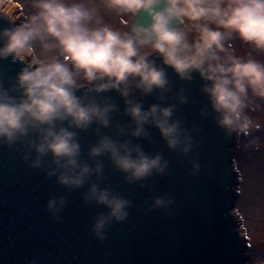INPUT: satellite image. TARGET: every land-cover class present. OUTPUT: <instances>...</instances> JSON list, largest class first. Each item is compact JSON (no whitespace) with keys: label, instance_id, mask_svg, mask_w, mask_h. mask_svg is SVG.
I'll return each mask as SVG.
<instances>
[{"label":"clouds","instance_id":"clouds-1","mask_svg":"<svg viewBox=\"0 0 264 264\" xmlns=\"http://www.w3.org/2000/svg\"><path fill=\"white\" fill-rule=\"evenodd\" d=\"M197 79L199 116L238 148L264 149V0H0V147L68 192L84 189V206L103 209L90 226L101 243L134 206L105 161L152 192L154 177L171 175L164 153L145 148L158 136L200 172L203 128L177 114L199 103L185 87ZM150 200L147 212L171 215L174 197ZM67 204L52 196L45 208L60 223ZM247 215L254 229L264 207Z\"/></svg>","mask_w":264,"mask_h":264},{"label":"water","instance_id":"water-1","mask_svg":"<svg viewBox=\"0 0 264 264\" xmlns=\"http://www.w3.org/2000/svg\"><path fill=\"white\" fill-rule=\"evenodd\" d=\"M185 87L199 103L184 105L177 114L203 128L198 137L202 146L195 150L200 172L191 176L189 161L171 153L158 136L156 145L145 142V148L164 153L171 175L154 177L152 192L124 183L105 161L108 183L134 206L126 221L110 226L103 243L90 232L92 217L103 209L84 206V189L68 192L55 177L26 167L18 153L0 147V264H245L248 256L231 211L238 196L235 140L225 139L211 115L199 116V105L206 102L199 80ZM94 139L91 133L82 134L85 150ZM165 194L175 198L171 215L146 211L151 197ZM60 195H67L68 204L56 223L45 206Z\"/></svg>","mask_w":264,"mask_h":264},{"label":"rangeland","instance_id":"rangeland-1","mask_svg":"<svg viewBox=\"0 0 264 264\" xmlns=\"http://www.w3.org/2000/svg\"><path fill=\"white\" fill-rule=\"evenodd\" d=\"M19 13V8L13 12L14 15ZM20 18L23 19L22 16ZM257 135L264 137V131ZM232 164L239 175L236 176L237 182L234 189L238 196L234 200L231 211L237 219V229L240 228L243 232L244 245H246L244 252L248 256L245 264H251V257L264 256V215L256 218L258 222L254 229L247 215L249 209L264 207V149L243 150L237 147L235 141Z\"/></svg>","mask_w":264,"mask_h":264},{"label":"bare ground","instance_id":"bare-ground-1","mask_svg":"<svg viewBox=\"0 0 264 264\" xmlns=\"http://www.w3.org/2000/svg\"><path fill=\"white\" fill-rule=\"evenodd\" d=\"M237 227H238V225H237ZM238 231H239L240 235H243V232L241 229L238 228Z\"/></svg>","mask_w":264,"mask_h":264}]
</instances>
